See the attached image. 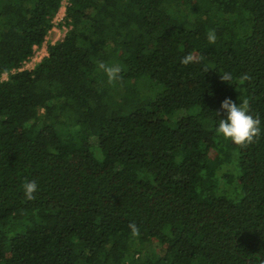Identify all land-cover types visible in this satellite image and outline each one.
I'll list each match as a JSON object with an SVG mask.
<instances>
[{
	"label": "trees",
	"instance_id": "obj_1",
	"mask_svg": "<svg viewBox=\"0 0 264 264\" xmlns=\"http://www.w3.org/2000/svg\"><path fill=\"white\" fill-rule=\"evenodd\" d=\"M61 2L0 0V264H261L264 0H69L20 70ZM226 97L261 119L254 143L216 133Z\"/></svg>",
	"mask_w": 264,
	"mask_h": 264
},
{
	"label": "clouds",
	"instance_id": "obj_2",
	"mask_svg": "<svg viewBox=\"0 0 264 264\" xmlns=\"http://www.w3.org/2000/svg\"><path fill=\"white\" fill-rule=\"evenodd\" d=\"M216 34L214 29L207 32V40L210 44L216 42ZM199 62V57L193 54L185 55L181 58L180 63L187 66L190 63ZM98 70L102 71L106 77L108 84L112 85L121 80L122 66L118 63L106 64L103 61L98 62ZM239 82L243 84L252 79L250 75L244 73L239 76ZM220 80L227 82L233 80L231 72H225L220 75ZM217 115L223 114L224 118L219 119L216 133L225 140H229L237 146L246 147L259 139L261 135V119L259 116L250 114V102L247 98L240 100L237 104L231 98H224L221 103ZM37 191V182L35 180L27 181L23 184L24 199L32 201L36 199L34 193ZM131 235L138 237L140 235L139 228L136 224L128 225ZM261 264H264V255L260 258Z\"/></svg>",
	"mask_w": 264,
	"mask_h": 264
},
{
	"label": "built area",
	"instance_id": "obj_3",
	"mask_svg": "<svg viewBox=\"0 0 264 264\" xmlns=\"http://www.w3.org/2000/svg\"><path fill=\"white\" fill-rule=\"evenodd\" d=\"M68 4H69V0H62L60 9L63 10V16L57 19L55 16L57 15V13L59 11L56 13V15L52 19L53 26L48 31V33H47V35L45 37V40L43 41V43L41 45H39V46L38 45H34L33 46V54L31 55V57L29 59L24 61L23 66L20 68V70L21 69H28V70L33 69L35 64L37 62H39L42 59V57L47 55V46H48V44H52V43H54V42H56L58 40H61L64 37V35H65L66 31H67V26L64 25V24H62V25H60V24L63 22V17L65 15V8H66V6ZM60 28H63L65 30L63 35L60 38H58L59 34L57 35L58 37L56 36L55 38L54 37L50 38V35L52 33L55 34V31L59 32ZM13 71L14 70H12L11 72H13ZM7 78H8V73L4 72L0 76V81L1 80H6Z\"/></svg>",
	"mask_w": 264,
	"mask_h": 264
},
{
	"label": "rangeland",
	"instance_id": "obj_4",
	"mask_svg": "<svg viewBox=\"0 0 264 264\" xmlns=\"http://www.w3.org/2000/svg\"><path fill=\"white\" fill-rule=\"evenodd\" d=\"M62 16H63V10L60 9L55 17L58 19ZM64 31L65 30L63 28H60L59 32L55 31V34L52 33L50 35V38H53V37L55 38L58 34H59V37L58 36L57 37L60 38L63 35ZM147 82L148 81L141 79L137 83L141 87V89H146ZM156 88H158V87H156ZM158 89H160V87ZM144 248L147 249L148 251H150V253H155V254L163 253V247L159 243H157L155 240H153L151 238L149 239L148 237H146V239H145Z\"/></svg>",
	"mask_w": 264,
	"mask_h": 264
}]
</instances>
